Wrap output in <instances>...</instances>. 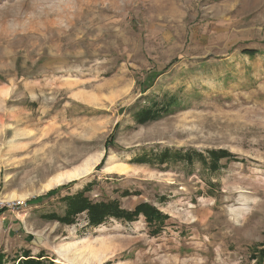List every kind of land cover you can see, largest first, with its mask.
Segmentation results:
<instances>
[{"label":"rangeland","instance_id":"374dc122","mask_svg":"<svg viewBox=\"0 0 264 264\" xmlns=\"http://www.w3.org/2000/svg\"><path fill=\"white\" fill-rule=\"evenodd\" d=\"M0 198L4 264H264V0H0Z\"/></svg>","mask_w":264,"mask_h":264},{"label":"trees","instance_id":"16d2710c","mask_svg":"<svg viewBox=\"0 0 264 264\" xmlns=\"http://www.w3.org/2000/svg\"><path fill=\"white\" fill-rule=\"evenodd\" d=\"M250 53V52H247ZM171 100L166 101L163 104L157 105L155 108L153 106H150L146 108L145 110L141 111L139 114H137V117H141L142 113L144 116H146L149 119H154V118H159L162 117L166 114H169L171 111H173L174 107L177 105V100L175 99L174 96H170ZM147 120V119H146ZM226 153L222 151H217V152H212V156L215 158V160L220 159L223 156H220L221 154ZM231 155V154H227ZM169 153L166 152L164 155L161 156L160 162L164 163L165 161L168 160ZM58 193L57 190L49 192L45 197L39 198V200L36 201H44L41 199H45L48 197H51ZM70 202V207L67 210L68 214L65 215L64 217H57L54 219H58L61 222H67V219L73 214H80L84 212H88L90 215V221L92 224H100L102 223L106 218L108 217H113L116 219H125V220H131L133 216H137L140 213H144L147 216V219L149 221H153L157 218L162 217L161 214L154 208L148 206V205H141L138 206L134 211L132 212H127L123 209H121L116 203H93L88 201L87 199H84L83 196L81 195H76L73 199H69ZM1 214V213H0ZM160 215V216H159ZM160 220V219H157ZM21 258H24L21 260ZM21 258H19L18 264H46L45 262L41 260H37L32 258L30 253H26L23 255ZM0 264L3 263V257L0 256ZM15 264V263H14ZM49 264H53L52 262H49Z\"/></svg>","mask_w":264,"mask_h":264},{"label":"built area","instance_id":"2783aa9c","mask_svg":"<svg viewBox=\"0 0 264 264\" xmlns=\"http://www.w3.org/2000/svg\"><path fill=\"white\" fill-rule=\"evenodd\" d=\"M3 207H4V202L0 198V212L3 211Z\"/></svg>","mask_w":264,"mask_h":264},{"label":"bare ground","instance_id":"6f19581e","mask_svg":"<svg viewBox=\"0 0 264 264\" xmlns=\"http://www.w3.org/2000/svg\"><path fill=\"white\" fill-rule=\"evenodd\" d=\"M59 177V176H58ZM61 177V176H60ZM62 180H64V179H62V178H58L56 181H55V183H59V182H61Z\"/></svg>","mask_w":264,"mask_h":264}]
</instances>
